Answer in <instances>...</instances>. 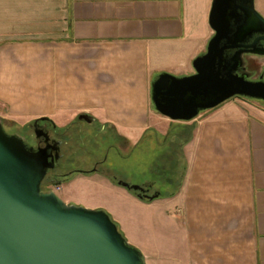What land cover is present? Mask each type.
I'll return each instance as SVG.
<instances>
[{
  "label": "crops",
  "instance_id": "0c3cea01",
  "mask_svg": "<svg viewBox=\"0 0 264 264\" xmlns=\"http://www.w3.org/2000/svg\"><path fill=\"white\" fill-rule=\"evenodd\" d=\"M212 3L0 0V119L48 118L63 128L87 114L129 148L158 134L181 153L180 181L144 184L153 200L98 167L59 185L64 194L80 183L81 194H94L91 184L125 194L136 205L128 212L85 206L105 210L147 264H264V108L233 98L176 121L152 101L161 74H195L214 36ZM256 3L264 15V0Z\"/></svg>",
  "mask_w": 264,
  "mask_h": 264
},
{
  "label": "water",
  "instance_id": "95a60500",
  "mask_svg": "<svg viewBox=\"0 0 264 264\" xmlns=\"http://www.w3.org/2000/svg\"><path fill=\"white\" fill-rule=\"evenodd\" d=\"M210 26L214 36L194 60L195 74L164 73L152 84L156 110L172 120L191 121L236 97L264 103V81H250L244 71V41L264 36V17L255 0H213ZM80 118L93 121L87 114ZM49 148L35 150L9 134L0 120V264H147L105 210L68 204L54 190H42L58 159ZM119 184L140 198L158 197L143 186Z\"/></svg>",
  "mask_w": 264,
  "mask_h": 264
},
{
  "label": "rangeland",
  "instance_id": "374dc122",
  "mask_svg": "<svg viewBox=\"0 0 264 264\" xmlns=\"http://www.w3.org/2000/svg\"><path fill=\"white\" fill-rule=\"evenodd\" d=\"M258 7L259 5L256 3V8ZM261 15L264 17L263 14ZM260 61L264 66V58L260 59ZM241 101L264 108V103L259 100L241 98ZM3 123L9 133L17 134L22 138L31 137V131L28 128L30 123H26V121L16 123L5 119ZM74 126L80 128L81 131L80 133L77 132L78 134L74 131L72 132L73 140L70 141L68 147L64 150L66 153L65 157L53 172H49L48 179L43 184V191L49 189L51 179L56 178L57 173L91 170L97 167L109 172L120 181H128L127 183L130 185L144 186L147 180L154 179L157 182V187L162 190L164 188L160 187L161 179L171 178L173 182L181 180L184 173V161L181 153L176 146L171 147L164 142L163 136L147 134L138 147L129 148L128 145L121 143L115 136L105 132L102 133L100 126L96 123L88 124L76 120ZM163 154L166 155L165 158ZM154 163H157L158 167L154 168ZM73 174L75 176L81 175L78 172ZM57 178L63 181L65 176ZM174 185L172 184L170 188ZM57 187L53 185V190L55 189L62 199L65 201L73 199L75 203H78L76 205L86 207L87 205L96 206L100 204L111 209L119 206L124 212L130 211L131 208H136V205L132 204L125 194H104L103 190L99 189V184H91L90 188L94 191V194H81L83 188H88L83 183L76 185L80 189L77 194H64L57 190ZM155 191L151 190L150 195L153 196ZM127 231L128 238L131 240L130 232L129 230Z\"/></svg>",
  "mask_w": 264,
  "mask_h": 264
},
{
  "label": "flooded vegetation",
  "instance_id": "af4514ba",
  "mask_svg": "<svg viewBox=\"0 0 264 264\" xmlns=\"http://www.w3.org/2000/svg\"><path fill=\"white\" fill-rule=\"evenodd\" d=\"M257 38H260V39L257 41L256 45H252L253 42L257 40ZM244 43L246 45V47H244L243 49L244 50L243 57L246 61V64H245L246 69L244 71L246 74L249 75L247 79L250 81H264V66H263V63L260 61V59L264 58V36L255 35L254 37H247ZM237 51L238 49L229 50L227 54L229 57H231ZM241 70H243V68H239L238 72ZM80 116L81 115H79L76 118V120L85 122L88 124L94 123V121L88 122L86 119L80 118ZM76 120H74L64 129L57 127L52 120L51 121L50 120H40V121L34 120L30 124H28V128L31 131V135H30L31 137L26 136L25 138H22V137L21 138L25 141V143L28 146L33 147L35 150L49 146L50 147L49 153L52 155L53 158H58L57 161H55L56 162L55 168H56L57 165L60 164V161L65 157L66 153L64 152V150L66 149V147H68L70 141L73 140L72 132L74 131L76 134H78L81 131L80 128H76L74 126ZM35 122H37V124H35ZM9 134H14V133H9ZM55 168L48 170V173L42 182L41 188H43V184L48 179L49 172H53ZM75 172L83 173L87 171L83 170V171H74V172H68V173H64V172L57 173L56 178L51 179L49 189H47L46 191L53 190V185L57 186L56 185L57 182L60 181L58 180L57 177L65 176V179H66L68 175H72V173H75ZM145 189H146V193H148L149 189L147 188Z\"/></svg>",
  "mask_w": 264,
  "mask_h": 264
},
{
  "label": "trees",
  "instance_id": "16d2710c",
  "mask_svg": "<svg viewBox=\"0 0 264 264\" xmlns=\"http://www.w3.org/2000/svg\"><path fill=\"white\" fill-rule=\"evenodd\" d=\"M237 98V97H236ZM1 120V122L3 123L4 122V120L3 119H0ZM40 120H43V119H38V120H36V121H40ZM45 120H50V119H45ZM51 121V120H50ZM4 124V123H3ZM61 183H63V181L62 182H57V186H59V185H61ZM132 192H134V193H136V194H138V192H135V191H133V190H131ZM141 199H143V200H147V199H145V198H141ZM118 226V225H117ZM119 228V227H118Z\"/></svg>",
  "mask_w": 264,
  "mask_h": 264
},
{
  "label": "built area",
  "instance_id": "2783aa9c",
  "mask_svg": "<svg viewBox=\"0 0 264 264\" xmlns=\"http://www.w3.org/2000/svg\"><path fill=\"white\" fill-rule=\"evenodd\" d=\"M57 190H59V191H60V186H58V187H57ZM54 191L56 192V190H55V189H54Z\"/></svg>",
  "mask_w": 264,
  "mask_h": 264
}]
</instances>
